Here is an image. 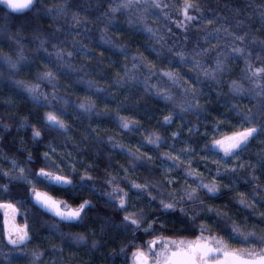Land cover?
Wrapping results in <instances>:
<instances>
[{"label": "clouds", "instance_id": "9594fccd", "mask_svg": "<svg viewBox=\"0 0 264 264\" xmlns=\"http://www.w3.org/2000/svg\"><path fill=\"white\" fill-rule=\"evenodd\" d=\"M202 238L264 264V0H0V264Z\"/></svg>", "mask_w": 264, "mask_h": 264}, {"label": "snow or ice", "instance_id": "6c2138e0", "mask_svg": "<svg viewBox=\"0 0 264 264\" xmlns=\"http://www.w3.org/2000/svg\"><path fill=\"white\" fill-rule=\"evenodd\" d=\"M50 119H55L54 116H49ZM250 130L233 132L232 135H225L216 143L227 153L243 142ZM57 179H62L57 177ZM36 196L47 207L54 210L61 216L75 218L80 215V208H64L61 202L47 193H36ZM120 203L123 205L124 201ZM5 223L10 234H15L20 240L26 238V232L16 223V211L11 206H7L4 213ZM174 249L166 243L161 255L164 256V264H212V258L215 257V264H252V261L247 260L242 254L228 250L221 242L215 244L211 240L200 239L195 241H174ZM138 261L144 260L143 253H137Z\"/></svg>", "mask_w": 264, "mask_h": 264}, {"label": "rangeland", "instance_id": "374dc122", "mask_svg": "<svg viewBox=\"0 0 264 264\" xmlns=\"http://www.w3.org/2000/svg\"><path fill=\"white\" fill-rule=\"evenodd\" d=\"M16 220H17V218H16Z\"/></svg>", "mask_w": 264, "mask_h": 264}]
</instances>
